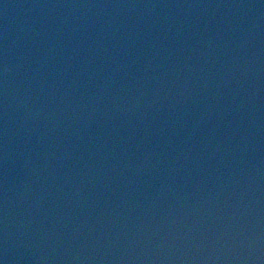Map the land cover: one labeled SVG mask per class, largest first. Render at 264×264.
Segmentation results:
<instances>
[{
	"label": "water",
	"instance_id": "obj_1",
	"mask_svg": "<svg viewBox=\"0 0 264 264\" xmlns=\"http://www.w3.org/2000/svg\"><path fill=\"white\" fill-rule=\"evenodd\" d=\"M0 264H264V0H0Z\"/></svg>",
	"mask_w": 264,
	"mask_h": 264
}]
</instances>
